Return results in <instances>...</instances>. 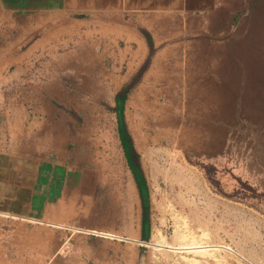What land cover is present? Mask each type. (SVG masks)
I'll list each match as a JSON object with an SVG mask.
<instances>
[{
  "label": "rangeland",
  "instance_id": "374dc122",
  "mask_svg": "<svg viewBox=\"0 0 264 264\" xmlns=\"http://www.w3.org/2000/svg\"><path fill=\"white\" fill-rule=\"evenodd\" d=\"M23 1L0 0V10L22 16ZM241 7L236 15L222 20L224 27L214 30L218 34L190 36L196 47L185 73V79L190 81L158 85L167 84L171 89L172 97L162 93L161 102L167 110L174 111L176 106L177 128L156 133L163 135V147L151 148L146 153L151 203L149 238L133 242L101 234L112 222L113 212L108 203L111 185L116 188L117 181L116 175H110L107 182L97 180L94 190L98 202L92 213L98 210L100 222L91 221L89 230L71 225L92 240L96 237V254L86 258L83 247L73 249L68 244L66 250L51 254L43 264H264V0H245ZM16 34L13 31L10 36L0 35V42ZM30 42L23 40L21 50L25 51ZM153 54L150 52L146 59L142 74ZM34 55L31 78L46 79L48 74L52 75L55 69L41 67L44 58ZM101 55L105 68L88 60L90 68L75 62L78 65L59 69L58 79H62L63 89L74 91L72 101L76 107L68 102L67 90V99L62 91V99L55 101L60 139L57 148L49 146L44 154L69 158L67 167L80 166L87 171L97 166L99 172H126L116 105L104 98L95 101L82 95L84 89L91 93L95 90L98 96L105 87L111 92L112 84L106 83L103 89L100 81H93L105 79L107 73H112L113 79H123L128 73L129 80L121 88L136 80L131 94L142 79V74L134 79L142 68L140 65L129 69L128 60L120 53ZM130 58L129 54L127 59ZM70 79H82V83L76 80L72 85ZM119 85L114 84L111 101L116 100ZM69 114L74 118L72 133L67 131ZM139 118L132 117L135 122ZM127 126L135 141L153 142L146 131L133 130L130 120ZM69 232L68 235L72 230ZM160 241L172 245L198 241L209 244L210 249L178 252L173 247L160 246L155 251L153 243ZM122 253L128 254L127 260L119 258Z\"/></svg>",
  "mask_w": 264,
  "mask_h": 264
},
{
  "label": "crops",
  "instance_id": "0c3cea01",
  "mask_svg": "<svg viewBox=\"0 0 264 264\" xmlns=\"http://www.w3.org/2000/svg\"><path fill=\"white\" fill-rule=\"evenodd\" d=\"M244 1L24 0L23 17L0 10V35L10 36L17 31L12 39L0 42V264H43L51 254L66 250L68 244L73 249L83 247L86 258L95 255L96 237L92 240L71 225L89 230L91 221L100 222L98 210L92 213L98 202L94 190L97 180L107 182L110 175H116L117 186L112 184L110 188L112 222L103 233L133 242L148 239L142 198L128 160V171L106 173L99 172L97 166L87 171L80 166L67 167L69 158L44 154L49 146L57 148L60 139L55 101L62 99V91L67 99V90L68 102L76 107L72 101L74 91L63 89L62 79H58L59 69L80 62L90 68L88 60L105 68L101 53H120L128 60L129 69L140 65L146 68V59L154 52L138 86L129 94L125 109L133 130L146 131L153 139L135 141L147 172V151L163 147V135L156 133L177 128L176 106L174 111L167 110L161 102L162 93L172 97L171 89L167 84L158 85L190 81L185 79V73L196 50L190 36L218 34L214 30L220 31L224 27L222 20L241 11ZM29 39L30 45L22 51L20 43ZM33 53L34 57L44 58L41 67L55 69L52 75L31 78ZM129 54L131 58L127 59ZM127 74L123 79H113L112 73H107L105 79L93 81H100L103 89L106 83L113 88L115 83L121 84L118 92L128 82ZM76 80L82 83V79H70L71 84ZM113 88L108 93L100 91L99 96L95 90L91 93L84 89L82 96L95 101L104 98L116 105V100L111 101ZM181 90L184 92V88ZM134 115L141 117L135 122ZM66 121L67 131L72 133L73 115L69 114ZM109 125L105 124V128ZM147 178L149 183L148 174ZM180 178L183 181V176ZM59 223L69 226H57ZM116 247L119 249L117 241ZM119 258L127 260L128 254L122 253Z\"/></svg>",
  "mask_w": 264,
  "mask_h": 264
},
{
  "label": "trees",
  "instance_id": "16d2710c",
  "mask_svg": "<svg viewBox=\"0 0 264 264\" xmlns=\"http://www.w3.org/2000/svg\"><path fill=\"white\" fill-rule=\"evenodd\" d=\"M144 68L140 70L139 74L136 75L134 79H139L140 74H142ZM136 80L132 83L125 84L116 95V111L118 113L119 120V132L122 141V145L125 148L126 157L130 162L131 167L133 168L137 182L139 185V189L142 192L143 196V207H144V216H143V224H144V233L146 238H149L150 235V227H151V203H150V185L148 183V178L146 172L142 165V157L141 153L138 151L134 137L128 129L127 121H126V102L129 97L130 91L132 90Z\"/></svg>",
  "mask_w": 264,
  "mask_h": 264
},
{
  "label": "bare ground",
  "instance_id": "6f19581e",
  "mask_svg": "<svg viewBox=\"0 0 264 264\" xmlns=\"http://www.w3.org/2000/svg\"><path fill=\"white\" fill-rule=\"evenodd\" d=\"M104 92L105 93L109 92L107 87H105ZM107 122H108V119H107ZM110 124H112V122ZM80 228H82V227H77V229H80ZM82 229H84V228H82ZM153 244L155 245V249H154L155 251H157V249L160 248V246L173 247L178 252H199V251L200 252H206L208 249H210L209 244H204V242H198V241H196V242H182L181 244H178V245H172L170 243H164L162 241H160L158 243H153Z\"/></svg>",
  "mask_w": 264,
  "mask_h": 264
},
{
  "label": "flooded vegetation",
  "instance_id": "af4514ba",
  "mask_svg": "<svg viewBox=\"0 0 264 264\" xmlns=\"http://www.w3.org/2000/svg\"><path fill=\"white\" fill-rule=\"evenodd\" d=\"M123 149H124V152H125V148H124V146H123ZM125 155H126V152H125ZM127 158V157H126ZM127 160H128V158H127ZM128 164H129V167H130V169H131V171H132V173H133V175H134V177H135V179H136V181H137V178H136V175H135V172H134V170H133V168L131 167V165H130V162L128 161ZM137 184H138V182H137ZM140 187H139V185H138V189H139ZM139 191H140V195H141V198H142V203H143V196H142V192H141V190L139 189Z\"/></svg>",
  "mask_w": 264,
  "mask_h": 264
},
{
  "label": "built area",
  "instance_id": "2783aa9c",
  "mask_svg": "<svg viewBox=\"0 0 264 264\" xmlns=\"http://www.w3.org/2000/svg\"><path fill=\"white\" fill-rule=\"evenodd\" d=\"M101 234H106V235H109V236H112V237H116L115 235H113L111 233H103V232H101Z\"/></svg>",
  "mask_w": 264,
  "mask_h": 264
}]
</instances>
